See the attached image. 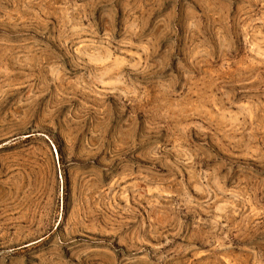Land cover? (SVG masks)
Returning a JSON list of instances; mask_svg holds the SVG:
<instances>
[{"label":"rangeland","instance_id":"1","mask_svg":"<svg viewBox=\"0 0 264 264\" xmlns=\"http://www.w3.org/2000/svg\"><path fill=\"white\" fill-rule=\"evenodd\" d=\"M0 264H264V0H0Z\"/></svg>","mask_w":264,"mask_h":264}]
</instances>
